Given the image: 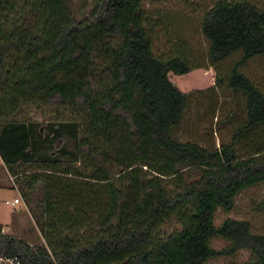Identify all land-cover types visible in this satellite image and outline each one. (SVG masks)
<instances>
[{
	"label": "trees",
	"instance_id": "1",
	"mask_svg": "<svg viewBox=\"0 0 264 264\" xmlns=\"http://www.w3.org/2000/svg\"><path fill=\"white\" fill-rule=\"evenodd\" d=\"M89 1L79 19L73 0H0V159L45 242L30 246L0 224V256L205 264L246 249V264H264V234L247 221L214 225L217 209L231 211L239 194L264 183V92L241 71L264 56V9L220 0L203 15L210 63L239 54L225 84L246 111L229 144L206 149L175 136L187 96L168 74L192 68L182 56L153 55L142 0ZM28 106L48 114L43 131L23 116ZM172 219L180 230L156 238ZM214 238L230 247L213 250Z\"/></svg>",
	"mask_w": 264,
	"mask_h": 264
},
{
	"label": "rangeland",
	"instance_id": "2",
	"mask_svg": "<svg viewBox=\"0 0 264 264\" xmlns=\"http://www.w3.org/2000/svg\"><path fill=\"white\" fill-rule=\"evenodd\" d=\"M220 0H142L141 9L146 17L145 28L152 40V53L159 59L179 55L184 57L191 71L186 75L168 74L171 84L187 96V107L182 122L175 131L181 142L196 143L202 148H220L231 142L235 131L246 117L245 98L241 93L228 89L225 79L239 59L234 54L226 60L212 65L208 59V42L201 33L203 15ZM231 1V0H229ZM264 9V0H247ZM72 9L81 19L91 10L89 0H73ZM243 74L264 92V56L257 57L241 68ZM219 79V81H217ZM23 116L40 124L48 118L42 110L34 106L22 108ZM264 137V127L259 128ZM71 142L66 145L70 146ZM246 144L238 146L243 154ZM249 147V146H248ZM0 224L6 235L24 240L33 247H43L45 242L36 223L34 207H27L18 192L15 178L0 164ZM15 197L22 204L11 206ZM226 219L247 221L253 234H264V183H260L239 194L234 200L233 209L224 212L217 209L214 225L219 227ZM181 226L174 220L165 221L156 232V238L163 239ZM210 246L215 251L230 247V242L214 238ZM251 252L240 249L208 260L205 264H246Z\"/></svg>",
	"mask_w": 264,
	"mask_h": 264
},
{
	"label": "built area",
	"instance_id": "3",
	"mask_svg": "<svg viewBox=\"0 0 264 264\" xmlns=\"http://www.w3.org/2000/svg\"><path fill=\"white\" fill-rule=\"evenodd\" d=\"M0 164L2 165V161L0 159ZM6 204H10L11 206L22 204V201L19 197L13 199L11 203L8 201L5 202ZM0 264H22L21 260L17 256L7 257V256H0Z\"/></svg>",
	"mask_w": 264,
	"mask_h": 264
},
{
	"label": "crops",
	"instance_id": "4",
	"mask_svg": "<svg viewBox=\"0 0 264 264\" xmlns=\"http://www.w3.org/2000/svg\"><path fill=\"white\" fill-rule=\"evenodd\" d=\"M16 198V197H15ZM3 233H4V228H3ZM5 234V233H4Z\"/></svg>",
	"mask_w": 264,
	"mask_h": 264
}]
</instances>
